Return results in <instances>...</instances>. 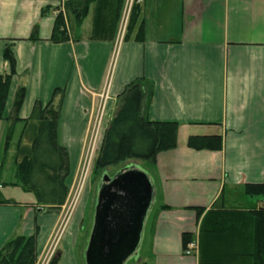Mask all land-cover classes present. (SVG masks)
Instances as JSON below:
<instances>
[{"label":"crops","instance_id":"obj_1","mask_svg":"<svg viewBox=\"0 0 264 264\" xmlns=\"http://www.w3.org/2000/svg\"><path fill=\"white\" fill-rule=\"evenodd\" d=\"M66 1L0 0V76L10 74L3 56L8 45L17 61L0 120V200L10 202L0 204V252L15 237L36 235L41 258L69 200L60 210L48 211L18 184L17 148L24 122L14 126L11 143H6L19 89L27 92L22 121L29 119L37 101L46 105L56 89L65 91L58 141L69 152L71 189L80 179L90 127L107 85L101 144L118 111L119 96L143 78L154 85L145 117L176 123L179 131L175 149L159 153L144 169L131 170L145 174L152 187L133 255L138 264H200L201 229L209 212L250 211L264 204V198L245 193L246 185L264 183V0H142L130 12V0H125L118 22L117 0H101L91 5L82 24L67 23L69 41L54 44L53 28ZM135 5L137 21L125 38ZM36 26L39 40L31 42ZM95 28L116 29V34L95 41ZM141 29L143 39L138 40ZM192 137H221L222 148L192 149ZM77 214L78 208L60 239L58 264H65L71 253L77 263ZM184 234H192L199 244L192 257L184 254Z\"/></svg>","mask_w":264,"mask_h":264},{"label":"trees","instance_id":"obj_2","mask_svg":"<svg viewBox=\"0 0 264 264\" xmlns=\"http://www.w3.org/2000/svg\"><path fill=\"white\" fill-rule=\"evenodd\" d=\"M106 1V0H105ZM113 3L114 0H111ZM101 0H67L65 16L60 11L55 21L50 41L61 44L69 41L67 23L82 24L90 7ZM107 3L108 0L106 1ZM106 3V4H107ZM116 21H120L125 0H117ZM138 6H134L129 19L126 37L137 21ZM45 12L42 14L44 15ZM116 29H94L92 40H110ZM143 39V29L138 40ZM39 40L36 26L29 41ZM10 74L0 76V120L4 119L10 86L17 75V61L12 45L4 51ZM26 89L16 94L8 120L12 125L8 131L7 145L12 140L13 128L24 122L17 148V180L26 192L32 193L38 206L48 211H58L67 202L70 171V156L58 141V127L65 91L56 89L51 101L44 105L37 101L28 120L20 119V111L26 97ZM154 94V85L146 79H137L127 85L119 96V108L106 129L95 169L103 172L108 168L129 160L154 161L157 155L173 150L178 144L179 126L176 123L153 122L145 117ZM60 96L58 103L56 97ZM192 149L220 150L221 137H192L188 141ZM245 193L250 197L264 198V183L248 184ZM0 200V204H8ZM193 240L192 234L183 235L184 248ZM200 264H264V204L250 211H211L206 217L200 236ZM37 236H18L8 242L0 252V264H36ZM56 256L51 264H58Z\"/></svg>","mask_w":264,"mask_h":264},{"label":"water","instance_id":"obj_3","mask_svg":"<svg viewBox=\"0 0 264 264\" xmlns=\"http://www.w3.org/2000/svg\"><path fill=\"white\" fill-rule=\"evenodd\" d=\"M152 201L145 174L124 173L100 190L87 264H124L135 253Z\"/></svg>","mask_w":264,"mask_h":264},{"label":"rangeland","instance_id":"obj_4","mask_svg":"<svg viewBox=\"0 0 264 264\" xmlns=\"http://www.w3.org/2000/svg\"><path fill=\"white\" fill-rule=\"evenodd\" d=\"M111 72H112V69H111ZM103 110L104 108L101 105L99 113L104 112ZM99 127L100 126L98 124L95 129L94 123L90 127V133H89L88 141L86 142V149H85V153L83 154V159H82V164H83L85 157L89 153L90 148L92 146L91 143L93 142V138L95 137L93 145L95 144V139H96V152L94 153L95 157L93 160V164L88 166L85 176L82 175V179H81V185H82L81 196H80V200L77 206L78 213H80V215L77 214L76 216L77 219L80 218L79 219L80 225L79 227L76 226L75 229L73 230L74 232L73 234L75 235L74 238H76L75 242L77 243V254H76L77 263L76 264H87V249L90 243V238L93 233L96 204H97L98 196L102 188V185L103 184L107 185L110 181L114 180L115 178L123 174V172H130L131 170H133V168L144 169L147 166V161L129 160V161H125L123 163L114 165L108 168L107 170H104L103 172L97 171L95 169V162H96L97 157L99 156V149L101 145V129H99ZM0 140L2 141L1 135H0ZM0 156H1V149H0ZM86 167L87 165L85 166V168ZM81 169H82V166H81ZM11 174H12V171H11ZM12 177H13V174L11 175V179ZM79 180L78 182H80ZM73 188H71L70 191ZM75 188H76V184H75ZM81 214H83L84 216H82ZM67 234H69V231ZM73 258L74 256L72 253L69 256L68 255L65 256L64 263L73 264L74 263ZM39 259L40 258L38 257L37 261ZM136 259H137V256L133 255L129 257L125 261L124 264H138L137 263L138 261Z\"/></svg>","mask_w":264,"mask_h":264},{"label":"built area","instance_id":"obj_5","mask_svg":"<svg viewBox=\"0 0 264 264\" xmlns=\"http://www.w3.org/2000/svg\"><path fill=\"white\" fill-rule=\"evenodd\" d=\"M141 2H142V0H130V5H129L127 11L130 12L131 7L134 3L141 4ZM128 18H129V14H127V16H125V19L123 21L124 22L123 27L126 26ZM122 33H124V31ZM108 91H109V86L107 85V87H106V89L102 95V106H103V108H104L105 103L108 100ZM103 114H104V112H102V113L100 112L97 119L95 120V122H94L95 129H96L98 124L100 126L99 129H101ZM94 132H95V130H94ZM94 138H93V142H94ZM96 138H97V136H96ZM93 142L91 143L92 146L90 148V151L86 155L85 160L82 164L80 180H79L80 182H78L79 184L78 183L76 184V188L74 187L70 191L69 200H68L66 207L64 208L63 218H62V222L60 224V227H59L54 239L52 240V242L49 244V246L45 250L43 256L37 261L36 264H51L52 260L57 255L60 239L63 236V234L65 233L66 228H67L74 212L76 211L79 200H80L81 189H82V185H81L82 175L85 176L87 169H88V166L93 164V160L95 157L94 153L96 152V139H95L94 145H93ZM86 165H87V167L85 168ZM198 248H199V244L196 241L192 240L187 245V247L185 248V252H184L185 256H188V257L194 256L197 253Z\"/></svg>","mask_w":264,"mask_h":264}]
</instances>
